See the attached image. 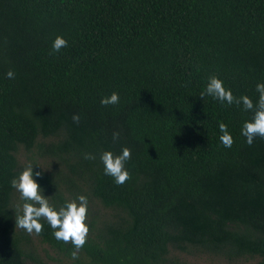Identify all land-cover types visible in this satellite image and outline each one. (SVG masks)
Returning a JSON list of instances; mask_svg holds the SVG:
<instances>
[{"label": "trees", "instance_id": "16d2710c", "mask_svg": "<svg viewBox=\"0 0 264 264\" xmlns=\"http://www.w3.org/2000/svg\"><path fill=\"white\" fill-rule=\"evenodd\" d=\"M212 76L256 103L264 0H0V264H48L16 229L20 155L53 208L87 197L78 259L46 221L34 233L71 264H264V139L241 134L252 111L199 96ZM124 147L118 186L100 154Z\"/></svg>", "mask_w": 264, "mask_h": 264}, {"label": "clouds", "instance_id": "9594fccd", "mask_svg": "<svg viewBox=\"0 0 264 264\" xmlns=\"http://www.w3.org/2000/svg\"><path fill=\"white\" fill-rule=\"evenodd\" d=\"M68 46L67 41L61 36H56L51 45V53L59 52ZM9 79L15 78V73L11 70L5 73ZM256 91L258 99L254 104L252 99L246 95L239 98L235 97L231 90L224 87L223 82L215 76L209 78L205 90L200 93L203 99L205 95L211 96L222 103L229 105H242L245 111H252L253 116L250 121H245L241 134L246 138V143L251 146L257 137L264 139V83H257ZM101 105L109 106L119 103V95L116 92L102 97ZM74 122H79V115L73 114ZM221 133L219 139L225 148H231L234 141L224 123H219ZM119 133H113L116 140ZM85 159H95L92 154H85ZM131 159V150L127 147L122 148L119 154L114 155L111 151H104L100 154L103 164L104 174L113 178L116 185L125 184L131 177L125 168V163ZM39 177L40 171L33 172V164L29 163L18 176L10 181V186L15 189L24 201L17 206L18 213L15 216L16 227L25 230L28 234L39 235L43 231L44 220L53 229V236L56 240L65 244H71L75 251L71 252L72 259H78L79 250L87 242L89 228L86 224L88 200L84 195H78L75 200L67 201L59 209L53 208L46 196L42 195L40 185L33 179Z\"/></svg>", "mask_w": 264, "mask_h": 264}, {"label": "rangeland", "instance_id": "374dc122", "mask_svg": "<svg viewBox=\"0 0 264 264\" xmlns=\"http://www.w3.org/2000/svg\"><path fill=\"white\" fill-rule=\"evenodd\" d=\"M20 160L24 167L29 164V161L23 155H20ZM16 229H18V227H16ZM28 236L30 238L33 249L44 262L48 264H71V260L58 254L56 251L51 249L46 243H42L39 237H37L34 233L31 235L28 234ZM187 259L193 264H228L223 260H219L213 257H207L204 255L188 256Z\"/></svg>", "mask_w": 264, "mask_h": 264}]
</instances>
